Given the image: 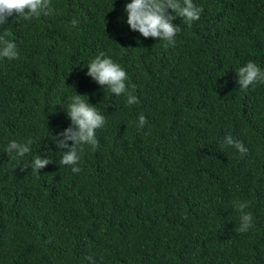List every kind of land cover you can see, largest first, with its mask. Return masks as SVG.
<instances>
[{
    "label": "trees",
    "instance_id": "16d2710c",
    "mask_svg": "<svg viewBox=\"0 0 264 264\" xmlns=\"http://www.w3.org/2000/svg\"><path fill=\"white\" fill-rule=\"evenodd\" d=\"M130 2L51 0L50 16L0 25L19 52L0 58V264H264V84L242 91L236 73L264 71V0H193L200 19L176 17L168 47L129 29ZM99 52L139 103L86 75ZM75 93L106 116L79 173L52 139ZM228 135L245 155L221 148ZM29 138L13 159L7 145ZM36 155L52 160L39 173Z\"/></svg>",
    "mask_w": 264,
    "mask_h": 264
},
{
    "label": "clouds",
    "instance_id": "9594fccd",
    "mask_svg": "<svg viewBox=\"0 0 264 264\" xmlns=\"http://www.w3.org/2000/svg\"><path fill=\"white\" fill-rule=\"evenodd\" d=\"M126 23L130 30L138 32L144 38H153L164 42V47L175 44V38L180 31L179 26L173 23L176 17H181L188 28L200 19L203 11L193 0H131L124 6ZM54 9L51 7V0H0V25H4L9 17L16 20L31 21L40 16H50ZM174 13L175 15H173ZM73 27L78 24L73 20ZM0 58L15 60L19 58L17 45L0 36ZM238 85L242 91H247L249 86L264 84V71L254 62L249 61L246 65L237 70ZM88 77L95 83L107 88L115 96L126 95L127 105L139 103L138 98L128 91V75L126 71L109 58L104 52H99L87 64ZM84 95L76 94L70 98L66 113L71 124L62 132L53 136L57 148L66 149L61 152L60 165L68 166L73 173L81 171L79 162L84 146H89L91 151H96L99 141L96 130L103 128L106 123V116L101 114L97 108L84 99ZM147 123L146 118L141 114L138 118L137 127L143 128ZM71 141V144H69ZM35 141L29 138L24 143L11 141L7 145V152L13 154V159L25 156L30 153L31 145ZM230 146L236 149L241 155L247 153V148L242 142L234 139L231 135L225 136L221 148ZM52 162L51 159L41 158L39 155L33 157L32 170L39 173L40 169ZM234 207L240 213V223L236 231L247 232L252 226L253 216L251 212L245 211L249 207L247 201H235ZM92 262V258H87Z\"/></svg>",
    "mask_w": 264,
    "mask_h": 264
}]
</instances>
